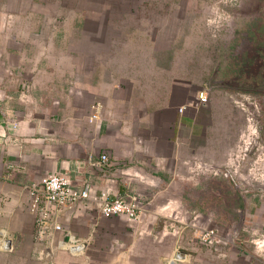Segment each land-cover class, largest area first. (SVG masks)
<instances>
[{"label":"crops","instance_id":"crops-1","mask_svg":"<svg viewBox=\"0 0 264 264\" xmlns=\"http://www.w3.org/2000/svg\"><path fill=\"white\" fill-rule=\"evenodd\" d=\"M89 2L0 0V231L17 244L0 264H166L178 253L175 264H264L251 243L264 233V184L235 180L241 151L216 96L198 105L207 86L174 67L171 45L158 53L154 28L125 24L136 7ZM64 171L76 188L88 179L110 198L139 196L140 220L103 218L94 203L33 211L30 190ZM46 209L87 241L82 255L57 250L62 231L39 237Z\"/></svg>","mask_w":264,"mask_h":264},{"label":"rangeland","instance_id":"rangeland-1","mask_svg":"<svg viewBox=\"0 0 264 264\" xmlns=\"http://www.w3.org/2000/svg\"><path fill=\"white\" fill-rule=\"evenodd\" d=\"M113 4L136 7L125 24L154 28L158 53L171 45L174 67L196 90L211 88L218 116L230 117L237 135L235 180L264 184V0H93L92 7ZM206 212L214 213V205Z\"/></svg>","mask_w":264,"mask_h":264},{"label":"built area","instance_id":"built-area-1","mask_svg":"<svg viewBox=\"0 0 264 264\" xmlns=\"http://www.w3.org/2000/svg\"><path fill=\"white\" fill-rule=\"evenodd\" d=\"M209 91L210 88L197 93L198 105L205 106L209 103ZM184 109L181 108L180 111H184ZM91 119L96 120L97 115L94 114ZM107 162L108 157L102 155L100 156L98 165L102 167ZM30 192L33 198L31 206L33 211L38 209L41 204H48L57 211H61L64 209H72L80 204L94 203L101 217H123L129 222H138L144 211V203L137 195L110 198L104 193H98L88 179H83L81 187L76 188L72 183L71 174L68 171L54 172L43 176ZM42 212L37 223L39 237L48 239L51 237L53 231H62L64 232V239L58 242L57 250L65 251L71 256L77 257L82 255L87 248V241L78 238L71 231L65 230L56 221L55 217H50L47 209ZM176 215V213L171 214L174 222L181 224L184 228L194 226V223L190 222V220L184 219L181 215ZM216 237L215 229H206L202 231L201 241L213 245ZM251 242L255 250L264 256V233L254 237ZM16 248V240L7 231H0V253H12L16 251ZM47 253L49 258H53V251L47 250ZM176 256L180 261H186L187 255L178 253V255L173 256V259L166 264H175Z\"/></svg>","mask_w":264,"mask_h":264}]
</instances>
